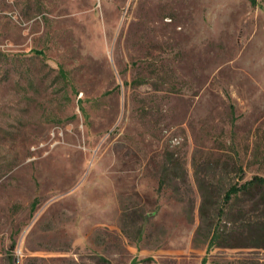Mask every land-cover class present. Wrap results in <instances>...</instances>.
<instances>
[{"label": "rangeland", "instance_id": "374dc122", "mask_svg": "<svg viewBox=\"0 0 264 264\" xmlns=\"http://www.w3.org/2000/svg\"><path fill=\"white\" fill-rule=\"evenodd\" d=\"M255 175L264 0H0V264H264Z\"/></svg>", "mask_w": 264, "mask_h": 264}, {"label": "trees", "instance_id": "16d2710c", "mask_svg": "<svg viewBox=\"0 0 264 264\" xmlns=\"http://www.w3.org/2000/svg\"><path fill=\"white\" fill-rule=\"evenodd\" d=\"M253 4H257V0H251ZM264 188V177L261 175H255L251 179L245 181L242 185H232L231 188L228 190L226 196L230 198L234 194H237L241 190L243 191H250L254 188ZM37 203V199L33 202V206ZM204 264V263H203Z\"/></svg>", "mask_w": 264, "mask_h": 264}, {"label": "bare ground", "instance_id": "6f19581e", "mask_svg": "<svg viewBox=\"0 0 264 264\" xmlns=\"http://www.w3.org/2000/svg\"><path fill=\"white\" fill-rule=\"evenodd\" d=\"M177 51V50H176ZM181 53V52H180Z\"/></svg>", "mask_w": 264, "mask_h": 264}]
</instances>
